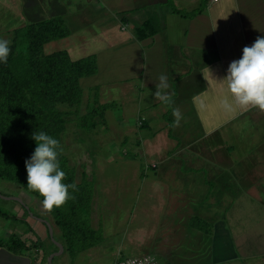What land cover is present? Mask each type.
<instances>
[{
    "label": "crops",
    "instance_id": "1",
    "mask_svg": "<svg viewBox=\"0 0 264 264\" xmlns=\"http://www.w3.org/2000/svg\"><path fill=\"white\" fill-rule=\"evenodd\" d=\"M171 1L185 13L203 8L187 18L172 13L167 0H81L75 12L71 0H50L47 7L42 0H0V35L42 20L65 21L70 34L59 41H71L44 49L66 51L73 60L95 55L97 73L79 81L83 92L97 89L98 103L110 106L107 130L115 129L113 121L127 128L121 145L130 141L133 157L141 154L145 171L154 172L121 233L101 219L93 226L90 214L91 227L105 234L72 264L107 253L114 262L124 253L152 255L158 264H264V111L236 106L221 82L243 48L264 35V0ZM101 18L92 34L81 29ZM144 24L150 34L137 40L135 29ZM88 35L97 48L77 56ZM161 75L167 99L154 95ZM0 264L34 259L0 247Z\"/></svg>",
    "mask_w": 264,
    "mask_h": 264
},
{
    "label": "trees",
    "instance_id": "2",
    "mask_svg": "<svg viewBox=\"0 0 264 264\" xmlns=\"http://www.w3.org/2000/svg\"><path fill=\"white\" fill-rule=\"evenodd\" d=\"M171 12L192 18L202 11L185 13L176 10L167 0ZM147 24L135 29L137 40H143L150 32ZM70 31L62 18L33 22L12 33L11 51L7 63L0 64V180L18 185L24 192L39 199L43 197L27 186L25 161L36 147L32 135L44 131L59 141L58 160L65 172L64 183L75 184L77 190L69 189L72 198L60 207L48 210L52 227L59 231L63 252L73 259L85 250L98 245L102 240L100 231L90 224L94 184L86 179L76 181L75 171L62 151L63 134L68 118L75 115L76 126L92 131L104 123L109 105L98 103V91L93 89V100L86 103V112L79 116L83 103V90L79 81L97 73L95 55L73 60L66 51L44 54V46L68 37ZM69 108V109H61ZM73 108L74 110H70ZM27 214V211H26ZM0 217L7 214L0 210ZM0 247L20 254L31 247L20 239L11 237L0 240ZM56 251L58 248L55 244ZM54 252L53 250H51ZM51 254V253H49Z\"/></svg>",
    "mask_w": 264,
    "mask_h": 264
},
{
    "label": "rangeland",
    "instance_id": "3",
    "mask_svg": "<svg viewBox=\"0 0 264 264\" xmlns=\"http://www.w3.org/2000/svg\"><path fill=\"white\" fill-rule=\"evenodd\" d=\"M49 1L42 0V3H44L43 7H47ZM71 1L73 12H75V8L81 0ZM97 4L101 6L98 1ZM89 6L92 8L96 7L95 2L92 1ZM89 11L91 9H88L86 17L91 13ZM103 20L105 19L101 18L99 21L92 19L91 24L93 25L91 28L86 27L89 28L87 30L81 29L85 33L92 34L96 30L97 25ZM127 30L133 33V30ZM0 38L12 41V33L1 34ZM66 41L71 40H58L55 41V45L59 48H64L67 43ZM97 46L96 39L92 35H88L86 43L78 45L76 55H83L84 52H94ZM43 51L48 54L52 49L47 46ZM110 72L111 75L114 73L113 70H110ZM92 90L83 92V103L78 110L79 116L85 114L87 110L86 103L88 101L92 102ZM61 109L69 108H63L62 106ZM70 110L73 111L74 109L70 108ZM76 118L75 115L68 118L62 139L63 154L66 155L70 166L74 169L77 182L86 179L95 183L93 190V194L95 193V195L91 211L92 225L96 226L97 223H100L101 219L104 224L110 222L116 228V231L121 233L126 222L129 223L131 219L132 211L137 205V198L142 196H139V193L144 186L145 179H153L154 172L152 169H146L145 171L148 165L145 164L144 158L140 156L141 154L136 158H134L135 156L133 157L134 154H132V144L130 141L125 145H121V133L128 130L127 128L122 130L120 129V125L117 126L113 121V124L117 127L114 130H111L113 127L111 124L110 128H108L110 131H108L104 122L92 131H85L76 126ZM141 172H144V175H141ZM0 195V210L7 214V217H0V240L7 242L12 236L18 238L31 247L30 250L26 251V254L31 258L33 257L34 264H48V258L57 251L55 244L47 238L46 225L40 223L38 220L46 221L50 225L55 239L60 237L58 229L52 227V217L48 213V210L43 207L39 199L24 192L18 185L13 183L0 180ZM11 197L18 198L20 201L5 199ZM116 197H118V200H116ZM109 203L111 205H108ZM104 234V232L103 235L101 233L102 236ZM121 236L119 234V237ZM107 254L106 256L100 255L93 258L91 264H101L102 262L113 264L114 261H109L110 258L107 257ZM119 256L124 258L131 257L124 253ZM72 262L69 254L64 253L55 256L52 264H72ZM82 263L80 260L73 264Z\"/></svg>",
    "mask_w": 264,
    "mask_h": 264
},
{
    "label": "clouds",
    "instance_id": "4",
    "mask_svg": "<svg viewBox=\"0 0 264 264\" xmlns=\"http://www.w3.org/2000/svg\"><path fill=\"white\" fill-rule=\"evenodd\" d=\"M10 45V40L0 38V64L7 63ZM159 79L160 84L154 95L167 99L159 90L168 87L167 77L161 75ZM225 81L236 106L264 111V35L258 36L251 46L244 47L241 58L230 63L221 82ZM222 104L226 111L232 109L228 100ZM176 115L179 116L178 111ZM32 139L36 147L25 161L27 186L43 197L44 208L51 210L60 207L72 198L69 189L76 191L77 186L63 182L66 174L58 160L59 141L44 131L34 132Z\"/></svg>",
    "mask_w": 264,
    "mask_h": 264
},
{
    "label": "built area",
    "instance_id": "5",
    "mask_svg": "<svg viewBox=\"0 0 264 264\" xmlns=\"http://www.w3.org/2000/svg\"><path fill=\"white\" fill-rule=\"evenodd\" d=\"M213 1L216 2L218 0H213ZM113 264H158V261L152 255H144L135 258H131V257L124 258L118 255V257L116 258Z\"/></svg>",
    "mask_w": 264,
    "mask_h": 264
},
{
    "label": "water",
    "instance_id": "6",
    "mask_svg": "<svg viewBox=\"0 0 264 264\" xmlns=\"http://www.w3.org/2000/svg\"><path fill=\"white\" fill-rule=\"evenodd\" d=\"M0 196H1V195H0ZM5 199H6V200L20 201V199H18V198H13V197H11V198H5ZM38 221H39L40 223H43V224L46 225V227L48 228V231H49V237L54 241V239H53V231H52L50 225H49L46 221H43V220H38ZM55 244H56V246H57V248H58V251H57L55 254L51 255V256L48 258V264H52V260H53V258H54L55 256H57V255L62 254V252H63V246H62L60 243H58V242H55Z\"/></svg>",
    "mask_w": 264,
    "mask_h": 264
}]
</instances>
